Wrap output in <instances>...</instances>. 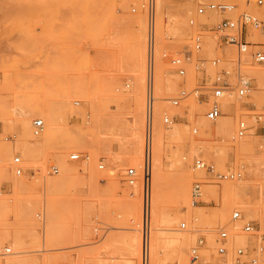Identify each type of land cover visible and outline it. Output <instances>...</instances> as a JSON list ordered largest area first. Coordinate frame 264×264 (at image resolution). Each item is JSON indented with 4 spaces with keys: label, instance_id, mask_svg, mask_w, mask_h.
Returning a JSON list of instances; mask_svg holds the SVG:
<instances>
[{
    "label": "rangeland",
    "instance_id": "obj_1",
    "mask_svg": "<svg viewBox=\"0 0 264 264\" xmlns=\"http://www.w3.org/2000/svg\"><path fill=\"white\" fill-rule=\"evenodd\" d=\"M145 1L0 0V200L7 204L0 210V252L5 246L11 247V253L0 255V264L24 255L38 259L48 256L51 264H124L128 259L127 237L135 235L143 239V184L139 176L132 187L126 181L125 171L135 167L141 173L145 153V86L149 54L148 20L142 7ZM165 1L168 6L161 14L156 0L154 61L159 54L166 71L177 77L179 83L160 90L154 75L157 100L152 147L151 233H154L151 218L155 202L157 124L164 131H170L177 124L179 135H166L162 146V168L168 182L162 205L172 217L178 216L177 222L164 227L170 228L164 230V236L168 238L172 232L185 236L187 264H222L215 240L220 226L231 229L229 220L235 209L264 232V132L231 140L236 121L243 112L242 103L248 101L238 99L235 94L227 95L229 102L224 106L227 109L222 116V121L228 122L230 129L224 133L217 129L216 122L207 137L201 134L198 124L207 109L206 102L192 93L177 105L170 100L182 89L190 91L199 85L204 74L213 75L219 68L228 67L233 70L234 80L239 73L254 79L251 101L256 107L261 106L264 74L257 75L252 70L264 69V65L251 61L250 52L254 47L235 42L218 46L211 28L224 15L211 12L201 15L198 7L210 2H227L236 5L235 14L246 11L260 15L264 12V0L261 5L257 0ZM132 7L136 10L133 11ZM177 13L182 14L185 22L180 24L179 33L174 34V14ZM124 15L139 18L145 28L146 71L139 87L137 74L130 68L132 33L119 24ZM213 15L218 19L213 21ZM191 19L194 24H206L202 33L211 44L198 52L204 63H198L195 55L193 62L187 65L186 75L181 76L175 72L170 57L191 49L190 37L197 29L190 23ZM257 36L254 32L252 39H259ZM216 58L220 62L214 64ZM238 58L241 59V70H237ZM154 65L155 62L153 73ZM132 94H135V104L127 100ZM42 103L55 107L56 123L52 129L45 116L32 112ZM165 113L177 116L170 127L162 123ZM21 117L26 122V129L17 123ZM109 118L114 127L105 124ZM35 119L44 122L39 134L33 132ZM134 126H138L141 134L138 158H132L130 154L134 146L130 132ZM194 128L198 129L196 133ZM74 138L81 139L76 146L73 145ZM243 141L247 146H242ZM194 142L199 143L197 149ZM72 153H79L80 158L71 159ZM197 155L214 163L219 170H241L243 179L218 181L205 177L193 165ZM17 156L20 157L18 165L14 162ZM62 159L77 168L64 178H61L59 163ZM55 166L57 172L53 169ZM15 167H20L21 173L17 174ZM178 172H183L186 180V201L183 197L176 199L169 185ZM19 179L23 180L21 186L17 185ZM198 179L205 182L204 202L192 206V184ZM49 181L55 183L52 192L47 188ZM236 183L248 185L247 191L235 190ZM51 199L57 208L56 219L54 214L52 220L55 219L62 230L52 234L51 218L47 213ZM16 203L19 209L32 208L34 218V235L22 227L23 247L13 245L12 233L8 237L4 234L18 219ZM245 219L239 222L240 228ZM183 222L185 227L181 226ZM201 237L205 244L200 248L199 260L195 261L191 249ZM238 242L244 244L246 239L238 236ZM249 243L255 245L256 241L251 238ZM165 245L160 262L155 264H182L175 246ZM262 253L259 264H264V251ZM141 257V252L139 257H133V264H141ZM149 261L154 264L150 256Z\"/></svg>",
    "mask_w": 264,
    "mask_h": 264
},
{
    "label": "built area",
    "instance_id": "obj_2",
    "mask_svg": "<svg viewBox=\"0 0 264 264\" xmlns=\"http://www.w3.org/2000/svg\"><path fill=\"white\" fill-rule=\"evenodd\" d=\"M263 0H257V4L261 5ZM142 7L147 14V30H148V74L146 79V96H145V153L141 167V173L135 167H129L125 171L126 181L131 185H135L141 178L143 184V199H144V220L142 224V257L141 264H149V242H150V203H151V173H152V147L155 127V105L156 92L154 86L153 63L155 59V35H156V0H146ZM136 10V7H132ZM236 5L227 2H210L201 4L198 7V13L206 15L208 12L220 13L223 18L211 28L217 37V45L223 46L230 42L239 43L243 46L254 47L250 52L251 61L264 65V12L260 15L248 13L246 11L235 14ZM190 23L197 27L196 31L191 35V49L185 50L181 54H174L170 57L175 72L181 76L187 73V65L192 63L196 55V61L202 65L204 60L198 56V52L209 45V38L202 33L203 27L206 24H194L193 19ZM256 32L259 39H252V34ZM257 36V37H258ZM260 37L262 40H260ZM164 54L163 57H165ZM220 62L219 58L213 60L214 64ZM238 68L241 65V59L237 60ZM200 69L205 70V67ZM237 70H241L240 68ZM233 70L228 67H221L215 71L213 75L204 74V77L199 85L192 88L190 91L182 89L179 94L171 98L174 105L179 104V101L186 98L190 93L202 98L207 106L204 113L206 119L215 122L218 118L225 114L222 107L221 99L230 93H235L238 99H247L242 103L241 116L236 121V130L232 134L231 140L241 139L251 134L264 132V97L260 107H256L255 102L251 101L255 85L252 78L246 74H238L233 79ZM252 103V104H251ZM177 120V116L165 113L162 117V123L170 127ZM44 122L42 119H35L33 122V132L39 134L42 132ZM197 132V128L193 129ZM70 158L77 160L80 158L79 153H72ZM16 165L20 163V157L14 159ZM193 165L196 170L204 173L205 177L213 180H239L243 178L241 170L227 169L225 171L217 169L216 165L207 161L202 155L194 157ZM102 167V165H101ZM57 172L58 168L53 167ZM17 174L21 173L20 167H15ZM264 176V172H263ZM203 179L195 180L191 189V202L193 205L203 203ZM237 220H243L242 212L235 209L232 212L231 223ZM182 227L186 223L181 224ZM240 231L254 238L255 245L247 243L245 245H231L230 229L222 225L218 229L216 243L217 251L222 256V264H258L260 255L264 251V232L258 227L253 220H246L242 224ZM250 238V239H251ZM205 244L203 237L199 238L198 243L191 249L192 260H198L200 257L199 251L201 246ZM233 246V247H231ZM11 253V247L5 246L0 252V255Z\"/></svg>",
    "mask_w": 264,
    "mask_h": 264
},
{
    "label": "bare ground",
    "instance_id": "obj_3",
    "mask_svg": "<svg viewBox=\"0 0 264 264\" xmlns=\"http://www.w3.org/2000/svg\"><path fill=\"white\" fill-rule=\"evenodd\" d=\"M158 6H159V11L162 14L164 7L168 6V4L166 3L165 0H158ZM211 13H215V12H211ZM181 15H182L181 13L174 14L175 24H174V27L172 29V32L174 34L179 33L180 24H183L185 22L181 18ZM217 19L218 18L216 15L212 16L213 21L217 20ZM119 21H120L119 24L121 27L131 30V33H132V35H131L132 39H131V44H130V50H131V54H130V65L131 66H130V68L134 72H136V74H137V79H136L137 82L136 83L138 84L137 87H139L142 84V81L144 80V74L146 71V33L144 30L145 29L144 24L142 23V21L139 18L132 16V15H124L121 17V19ZM157 56H159V54L158 55L156 54V60L154 61L155 62L154 75H155V80H156V84H157L158 88H160V90H161L163 87L169 89V88L177 86L179 83L177 77H174V75H169L170 73L168 71H166V69L164 68V64H163V62H161L160 56L158 58H157ZM249 60H250V58H249ZM253 68H257V66L252 67V69ZM252 71L255 72V74H257V75L262 76L264 74V69H254ZM232 94H235V93H230L227 95H232ZM227 95L221 99L222 107L224 110L227 109L224 106H227V104L229 102V98H226ZM127 100L130 101V103L135 104V94L128 96ZM36 105H38V104H36ZM35 107H34L35 109H32V112L33 113L39 112L43 116H45L46 119L48 120V126L52 129L56 123L55 107L51 104H45V103L39 104L38 106H35ZM136 115H137V113H136ZM140 116H142V115H140ZM137 121H138V119H137ZM216 122L218 123L217 129L224 131V133H226L230 129V124L228 122H223L222 116L220 118H218L215 122H212V121L206 119L204 115L203 116L201 115V120L198 122V124L201 128V134L204 137H207L210 134L211 130L214 128L213 124H215ZM17 123H18V125H21L23 127L26 125V122L24 121V119L22 117L18 120ZM139 123H140V121H139ZM105 124H109L112 127L115 126V124H113V121L111 120V118L107 119ZM25 129H26V126H25ZM156 131H157L156 137H155L156 139L154 138L155 139L154 149H155V144H156V156H155V165H154L155 166V170H154L155 202H154L153 218H151V220L153 221L152 225L154 228V233L153 234L151 233V228H150L151 234H150V242H149V256H150V260H151V257L154 260V264L157 262H160V259H161L160 254L162 253V250L166 246L165 243H168L170 245L175 246V249H176L177 255L180 259V262L182 264H187V263H189V259L187 257V245H186L185 236L180 235L178 233L176 234L173 232L170 235L168 234L169 235L168 238H166L164 236V234H165L164 230L170 229V228H164V227H166L167 225H171L173 221H176L178 219V216L172 217L171 214L168 211H166V209L162 205L164 190L166 189V187L168 185L167 184L168 182L165 178V173H164L163 168H162V146H163L164 138L166 135H168V134L171 136H178L179 135L180 127H179V125L174 124L170 131H164V129L158 123ZM130 134L132 136L130 141L134 145L132 147V149L130 150V154L132 155V158H138V157H140V152H141V147H140L141 146V134H140V130L138 129V126L137 127L134 126V128H133L132 132H130ZM45 135H48V133L46 132ZM72 141H73V145L76 146L77 143H79L81 141V139L80 138H78V139L74 138ZM24 145H26V144L24 143ZM193 146L195 149H197L199 147V143L194 142ZM242 146L243 147L247 146L245 141L242 142ZM176 159H177V161H180L179 157H177ZM59 163H60V166L62 169L61 178L68 176L70 173H73L77 169L76 166L69 164L66 161V159L60 160ZM152 163H153V160H152ZM175 177L176 178H173L174 180L171 179L172 183H169V185H171V188H172V194H173V196L176 197V199L179 197H183L184 200L186 201L188 192H187V185H186V180H185L183 172H178ZM242 179H239V180H242ZM22 184H23V180L19 179L17 185L21 186ZM135 185H133V186H135ZM247 187H248V185H246L244 183H236L233 186V188L237 191L238 190L247 191ZM47 188L51 192L54 191L55 190V183L53 181H49L47 183ZM191 205L195 206L192 203H191ZM6 206H7V204L5 203V200H0V210L5 209ZM15 207L19 211V213L17 214L18 219L14 223L15 225H13L10 228V230L4 231V234L6 237H8L12 233L14 238H15L13 245L15 247H20V246L23 247L25 244V240H24L23 234H22V227L24 226V228L28 234L34 235L35 231L32 230V228L34 227V226L32 227V222H33L34 218H33V214H32V208L28 207L27 209H21V208L19 209L18 203H16ZM150 208H151V206H150ZM56 210H57L56 205H55L54 201H52V199H51L50 204L48 206V212H47L51 218L50 222H49L51 234H52V232L62 231L61 229L59 230L58 222L56 223V220H55L56 214H57ZM54 214H55V219L53 221L52 218H53ZM150 215H151V212H150ZM244 219L245 218H243V220ZM230 221H231V219L229 220V222ZM239 222H242V220H237L231 224L232 225V227L230 229L231 245H245V244L249 243L250 238L247 234L240 231V224L241 223H239ZM33 224H34V222H33ZM238 236L245 238L246 242L244 244L239 243L238 242ZM212 239L214 240V238H212ZM240 241H242V240H240ZM126 242H127V248H128V254H126V256L128 255V259H126L124 264H133L132 258L137 257V256L139 257L140 252L142 253V251H141L142 240H141L140 236L131 235V236L127 237ZM231 247H233V246H231ZM261 259H262V256L260 255V260ZM32 262H36L39 264H51V258L48 256L43 257L41 259L26 256V255L15 256V257L8 259L6 261V264H30ZM258 264H259V262H258Z\"/></svg>",
    "mask_w": 264,
    "mask_h": 264
}]
</instances>
